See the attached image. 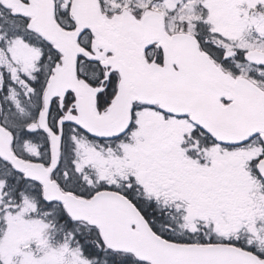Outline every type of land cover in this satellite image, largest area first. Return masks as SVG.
Wrapping results in <instances>:
<instances>
[{"label": "snow or ice", "instance_id": "6c2138e0", "mask_svg": "<svg viewBox=\"0 0 264 264\" xmlns=\"http://www.w3.org/2000/svg\"><path fill=\"white\" fill-rule=\"evenodd\" d=\"M0 264H264V0H0Z\"/></svg>", "mask_w": 264, "mask_h": 264}]
</instances>
